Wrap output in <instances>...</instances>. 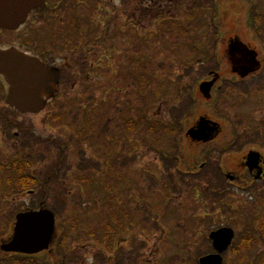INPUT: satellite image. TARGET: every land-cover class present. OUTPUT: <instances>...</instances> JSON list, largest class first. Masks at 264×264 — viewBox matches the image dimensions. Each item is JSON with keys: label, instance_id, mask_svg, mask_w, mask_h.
<instances>
[{"label": "rangeland", "instance_id": "obj_1", "mask_svg": "<svg viewBox=\"0 0 264 264\" xmlns=\"http://www.w3.org/2000/svg\"><path fill=\"white\" fill-rule=\"evenodd\" d=\"M50 4V11L33 21L40 46H47L49 34L54 38V66L62 67L60 90L39 115L0 123V247L11 238L16 215L41 206L56 217V238L51 251L33 264H199L214 253L211 232L232 228L238 249L250 233L258 234L264 183L246 185L239 179L232 184L227 176L245 175L247 154L241 145L264 148V0ZM76 17L83 22L81 34L59 41ZM166 18L177 20L165 23L176 31L161 29ZM235 41L258 54L262 70L252 79L242 81L231 72L229 46ZM142 73L151 76L144 87ZM211 73L220 75L227 95L216 103V113L199 90ZM57 115L63 119L54 120ZM142 117L151 126L158 121L182 129L179 154L175 135L159 129L149 134L141 125L137 132L128 129V121L140 123ZM201 117L221 128L210 154L186 136ZM237 143L234 152L223 154ZM108 156H116L112 186L123 188L121 176L135 190L131 200L125 198L126 225L111 220L119 209L113 202L118 198L108 195V183L80 181L85 176L98 181ZM17 157L32 159L31 172L39 180L32 196L15 194L14 181L3 184L14 179ZM109 226L115 231L105 243ZM263 248L241 249L236 256L230 249L224 263L247 264ZM0 264L13 261L0 251Z\"/></svg>", "mask_w": 264, "mask_h": 264}, {"label": "water", "instance_id": "obj_2", "mask_svg": "<svg viewBox=\"0 0 264 264\" xmlns=\"http://www.w3.org/2000/svg\"><path fill=\"white\" fill-rule=\"evenodd\" d=\"M45 0H0V29L18 30L25 23L29 14L42 6ZM230 54L238 67L244 69L243 75L258 67L256 53L243 44L230 47ZM246 68V69H245ZM0 75L9 85L7 103L22 114H39L46 105L45 99L54 95L60 73L56 68L46 67L40 61L29 59L16 52H0ZM214 82L204 83L201 93L210 97ZM216 131V126L202 118L197 127L188 131L187 135L196 142H208ZM260 155L250 153L247 166L250 171L257 168ZM230 180H233L230 178ZM56 233V218L50 210L30 211L16 216L13 237L10 242L1 246L4 253L34 256L48 251ZM235 238L230 228H222L210 234L215 254L202 257L199 264H224L223 254L228 251Z\"/></svg>", "mask_w": 264, "mask_h": 264}, {"label": "flooded vegetation", "instance_id": "obj_3", "mask_svg": "<svg viewBox=\"0 0 264 264\" xmlns=\"http://www.w3.org/2000/svg\"><path fill=\"white\" fill-rule=\"evenodd\" d=\"M51 6H52V4H50V0H45L44 4L40 8L32 11L29 14L25 23L22 26H20V28L16 31L15 30L13 31V30H7V29H0V52L1 51H13V50H15V51H17L23 55H26L28 58L38 59V60L42 61V63H44L45 65L54 66V56H55L54 51H53L54 50L53 49L54 48V38L53 39H52V37L49 38L51 35V34H49V36H47V39H48L47 40V46H45V47L40 46V41H39L40 38L38 39L37 30L35 28L37 22H34L35 20L33 19L34 16H39L42 12L48 11V8ZM67 24H69V23H67ZM29 26H31L32 29H27ZM24 32L26 34H25V38L23 39ZM39 37H40V33H39ZM257 59H258V56H257ZM258 64H259V68H257L255 70V72L250 73L247 76H242V75L234 72L233 69L231 70V72H233V74L235 76H237V78L239 77L240 80H242V81L246 80V79H252L258 72H260L262 70L261 69L262 63L260 61H258ZM61 68L62 67H60L59 69L61 70ZM241 70L244 72L243 68H241ZM235 71H237V70H235ZM208 78L209 79H207V82H211V81L215 80L213 88H212L211 93H210V98L208 99V101H210V103H213L212 111L216 113V110H217V107H215L216 103H219L221 101V99H223L227 95H226V93H224L221 90L222 87L220 85V83H221L220 75H218L216 73H211ZM60 81H61V78H60ZM59 86H60V83H59ZM7 95H8V86H7L6 82L4 81V79L0 76V123L5 121L4 118H8L9 119L8 122H13V121H16V119H18V115H19V117L22 116L15 109L8 107ZM54 100H55V97L52 100V102H54ZM220 132H221V128L219 126V132L216 131V132H214V134L211 135V140H210L209 144H213L215 139L216 140L218 139L217 137H219ZM233 134L235 137L239 138V136L236 132H234ZM246 139H248V138H246ZM237 147H238V143L236 146H234L232 144L229 149H225V151H222V152H223V154H227V153H230L232 151L234 152V150ZM240 148L243 149L247 155L250 153H253V152L256 154H260L261 155L260 163L258 164L257 168H255L253 171H250L245 166V158H244L243 159V162H244L243 166L245 167L244 177L238 178L235 176H233V177L231 176V178L233 180H229V181L232 184H234V183H237L240 179V181H243L244 184H246V185H252L255 183H264V155L262 153V149H264V148H259V147L252 146V145L248 146L247 144L244 146L241 145ZM17 158H19V157H17ZM31 161H32V159H30V161H29V158L23 157L21 159L20 158L16 159V161H15L16 163L14 162V165L17 164V166H16L17 170H16V174L14 177L15 186L17 189L16 194H19V195L23 194V196H22L23 198L34 195L36 193L37 187H38L39 180L36 177H34L32 172H31V165H32ZM19 165H23V166L21 167ZM19 169H21V172L18 171ZM21 181H25L26 186H27L26 190L21 189V187H20Z\"/></svg>", "mask_w": 264, "mask_h": 264}, {"label": "trees", "instance_id": "obj_4", "mask_svg": "<svg viewBox=\"0 0 264 264\" xmlns=\"http://www.w3.org/2000/svg\"><path fill=\"white\" fill-rule=\"evenodd\" d=\"M74 22H77L78 23V26L76 28H73L72 26H67L66 28H64V30L61 32L60 34V39H62L63 41H66L68 39V37L71 35V36H77V35H80L81 34V30H82V25L80 23L79 20H75ZM170 22H175L173 20H169V22L167 23H170ZM166 23V24H167ZM166 24H162L161 25V29L163 30H166L167 32L169 31H172V30H175V28H165V25ZM69 28H72V29H69ZM89 30H92V28H89ZM140 42L143 43V38L142 36H140ZM140 77V81L143 85V87L147 84V80L151 79V76L149 78L146 77V75L144 73H142ZM148 105H151V103H148ZM146 109V106H144L143 110ZM87 111V115H91V111H90V108ZM60 119H63V117L57 115L54 120L56 121H59ZM139 125L143 126V127H147L148 129V133L153 132L154 130L156 129H159V131L165 133V134H169V135H175V139H176V149L178 150V154H179V151L181 150V148L178 146V139H181L182 137H184V133H183V130L182 129H175L174 127L176 126H173V125H169V124H165V123H162V122H158V121H154L153 122V125L154 126H151L149 125V119H147V117H142L140 123H137V122H133V121H128L127 122V126H128V129L130 131H134V132H137L138 128H139ZM158 132V131H157ZM80 136H83L80 135ZM204 151H206L207 153H211V145H205L202 147ZM110 156H108V158L106 159V163L104 165V171H103V175L102 177L98 180V181H95L93 178H91L90 176H85L83 177V179H80L81 183H88L90 184L89 186H93L94 184L93 183H96V182H99L101 183H104V184H107V186H110V187H107L108 188V195L112 197V199H114L115 197L113 196H116L118 199L116 200H113L114 202V205H116V203H118V209H119V212H115L113 213L110 217H111V220L114 221V224L117 225V221L116 220H122L124 221V225H126V222L128 221L129 219V215L126 211V208H128L127 204H128V201H125V198H129V200H131L133 197H134V189H131V188H128L127 187V184L126 182L124 181V179H122L121 176H119V178H121L119 181H120V187H123V188H119L117 190V188H114L112 186V182H115V179L113 178L112 176V171H113V162L115 161V157L116 156H112V158H109ZM169 157V156H168ZM178 157V155L176 154L175 157H173V161L175 162L176 161V158ZM109 159V160H108ZM196 163H198V160L196 159ZM203 165V164H201ZM13 171V170H11ZM19 172H21V169L18 170ZM115 173V171H113V174ZM112 176V181L109 182L110 178ZM118 178V179H119ZM21 189L22 190H26L27 189V186H26V183L25 181H21ZM94 187L98 188L100 191H103V189L99 186V185H95ZM116 189V190H115ZM143 195V194H142ZM144 196V195H143ZM123 199V200H122ZM122 200V201H121ZM154 197H151V204L152 206H155L156 205V202L154 201ZM124 202H126V204H124ZM116 206V207H117ZM36 210V209H34ZM111 225V224H110ZM257 228L259 229L258 231V234H253V233H250L248 235V237L244 238L243 241H242V245L240 247V249L238 248H233L234 249V254L235 256L236 255H239V251L241 249H245L246 251H249V250H253L254 248H256L258 245H262L264 246V222H262L259 226H257ZM106 230H109L110 232L106 231ZM113 229L110 228H107L104 230V233H103V240L105 243H108L109 242V239H108V236H110ZM117 242H115V245L117 246ZM115 247L118 248V247ZM34 257H24V256H14L12 258V261H13V264H33V261H34ZM247 264H264V248L263 250L261 251H258L256 253V255L249 259V262Z\"/></svg>", "mask_w": 264, "mask_h": 264}]
</instances>
